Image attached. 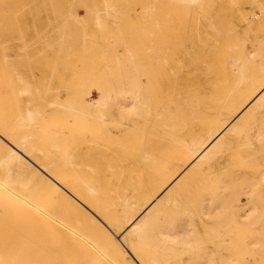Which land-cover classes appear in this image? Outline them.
<instances>
[{
    "label": "bare ground",
    "instance_id": "1",
    "mask_svg": "<svg viewBox=\"0 0 264 264\" xmlns=\"http://www.w3.org/2000/svg\"><path fill=\"white\" fill-rule=\"evenodd\" d=\"M87 1L103 6L90 11L101 35L105 17L120 21L119 0ZM149 1L162 7L165 17L147 8L144 17H153H145V34L128 41L121 33L123 49L112 50V56L106 50L104 65L112 60V67L91 81L95 98L89 91L85 95L91 86H84L82 97L71 99L66 91L60 98L69 101L58 100L52 83L61 62L48 90L43 83L51 73L31 63L27 74L26 60L9 62L11 51L19 56L13 49L28 55L44 38L37 20L36 30L29 27L30 40L24 36L33 46L24 40L15 47L11 42L12 50L0 49L6 52H0V232L7 219L13 224L11 235L4 232L5 247L0 242V264H264V0ZM113 5L116 11L110 10ZM9 17L12 21L1 18L0 26L7 30L12 24L19 33L18 16ZM57 31L61 36V28ZM81 33L75 39H85ZM87 65L82 67L88 70ZM72 82L63 88L69 90ZM60 109L65 117L51 120L48 114ZM129 142L132 166L120 155L129 148L115 150L120 159L113 155L117 163L108 164L109 152L130 147Z\"/></svg>",
    "mask_w": 264,
    "mask_h": 264
},
{
    "label": "rangeland",
    "instance_id": "2",
    "mask_svg": "<svg viewBox=\"0 0 264 264\" xmlns=\"http://www.w3.org/2000/svg\"><path fill=\"white\" fill-rule=\"evenodd\" d=\"M21 1L22 0H0V8L2 7V5H4V4H6L5 5V8H3L2 10L0 9V11H1V15L0 16H2V17H0V20H1V18L3 19V21H5V20H8V21H12L11 19L12 18H10L9 17V15L11 14V13H15V15L16 16H18L17 18L20 20L19 22H21V25L20 26H25L23 29H22V27H19V29H20V32H22V30H24V32H26L25 33V35H23L22 37H21V35H22V33L24 34V32H22V33H17V31L15 32L14 31V29L16 28V27H13L12 26V24H9V25H11L12 27H10L9 25H8V23H7V21L5 22L6 23V25H8L7 26V30H6V27L4 26V25H1L0 27H1V29L3 30V31H5L6 30V33L5 32H3V31H1V29H0V36H1V42L0 43H3V41H6V42H4L3 44H0V49L1 48H5L6 46H8L9 48L8 49H11V47H10V45H11V42L13 43V45H11V46H14V45H16V44H18V45H23V44H26V43H28V40H30L29 38H31L30 37V35H31V33H29L30 31L29 30H31V29H29V27L31 28H34L35 30L38 28H40L38 31H40V34H39V32L37 31V32H34L33 34L35 35H33V37H35L34 39L36 40L37 38H39V35L40 36H44V38H42V40H41V38H39L38 40H39V42L38 43H35L34 44V46L33 45H31L30 43H28L27 45L29 46V45H31V46H33V48H34V50L36 51V52H32L31 53V55L30 56H34V58H33V56L31 57V58H29L28 57V55H29V52H31L32 51V49H28V55H27V52H26V54H25V51H19V50H14L13 48V52L15 51L19 56L21 55V54H25L24 56H22L21 55V57H14V53H12V49L9 51V50H7L8 52H10V53H8L9 54V56H11V59H10V61H9V59H8V61L12 64V62H13V60H19L20 62L21 61H23L24 63H26V61H27V63H26V65H28V66H25V72L27 73V74H29V72H30V69H28V68H30L31 67V63H35V66L37 67L38 66V68H43V69H45V70H43V71H46V73H48V74H50L49 76H50V78H49V76L47 77V78H49V80L48 79H45L46 77H45V74L43 73V75L42 76H44L45 78H42V80H48V83L46 84V82H44L43 84H45V87H46V85H47V90H48V86H50L49 85V81L51 82V80L52 79H54V78H52V76H53V72H54V76H57L58 75V72H59V70L58 69H56V67H57V65L59 66V68H61V71L59 72L60 73V76L58 75V79H60V78H62V76L63 75H66V76H69V74H70V77H68L69 79H67V77L65 76H63L64 78H66V79H64V82H67V83H64V85H66V84H70V82H72V79H73V82H72V85L71 86H73L74 88H72L71 86H69L68 88H70L69 90L67 89V90H65L66 89V87H67V85H66V87L63 85V84H60L62 81H63V79H60V80H58L57 79V77H55L56 78V81L58 80V83L61 85H59L58 83V86H60V87H56V81H55V83H52V84H54L52 87H54V88H56L57 90H58V88H60L59 89V91H57L56 90V93L58 92V100L59 101H69V99H67L68 97H66V99H64L63 97V99H61L60 97L61 96H65V95H63L66 91H70L69 93H70V95H69V93L67 94V92L65 93L66 95H69L70 96V98L72 97L73 99H75L76 97L77 98H79V97H82L84 94H83V91H85L86 89L85 88H87V87H90V90L92 91H90L89 90V88L86 90V92H85V95H86V93L89 91V93L87 94L89 97H92V98H95L96 97V89L95 90H93V88H95L93 85H91L93 82H94V80H95V78L100 74L99 73V71L100 72H103L107 67H109V68H111L112 67V60H110L109 62H111V63H109L108 64V66H107V64H105L104 65V62L105 61H107V60H109V58H104L103 56L104 55H106L107 53H108V51L109 50H111V51H109V53H108V55L110 54V56H112V55H114L115 54V52L114 51H116L115 49H117V48H121V49H123V47L121 46V43L120 42H122L125 38H126V40H127V37H128V41L129 40H131L130 39V37L131 36H139V35H144L145 34V32H146V30H145V28H146V16L147 15H145V17H144V11L147 9V8H150L153 12H154V14H152V15H154V16H157L158 17V15H157V12L158 13H160L159 11H161V8L162 7H160L159 8V6H154V5H152V6H154V7H152L151 6V4L149 5V3H151V1H149V0H145V1H143V0H119V2L121 3V5L119 6L120 8V11L122 12L121 13V16L122 17H120L119 18V20L120 21H117V20H114V21H116V22H114V21H112L113 19H115L114 18V15H112L113 17H111V16H109V20L108 19H105V18H108V17H105L103 20L105 21H103L102 22V24L104 23V25L101 27V29H102V31L103 32H105L104 34H102L101 35V30H100V28L99 27H97L96 25V27L94 26V24H93V20H92V14H90V11L93 9V8H95V7H100V9H102L103 8V6H102V4L101 3H96V5H95V3H91V2H88L87 0H75L76 1V3H75V1L74 0H62L61 2H60V0H56V1H58V3L55 1V0H49V2L48 3H46L48 0H42L41 1V3L37 0H28V3H24L25 1L23 0L22 1V3H24L25 5H21L22 3H21ZM44 1H46L45 3H46V5H45V3H44ZM51 1V2H50ZM85 1V2H84ZM3 2V3H2ZM30 2V3H29ZM40 3L41 5H42V3L45 5H42L41 6V8L45 11H42V12H40L41 10H38V9H41V8H39V5L40 4H34V3ZM57 3V4H54L53 5V3ZM65 2V3H64ZM68 2V3H67ZM15 3H16V5H15ZM59 3H60V5H59ZM62 3V4H61ZM9 4V5H8ZM11 4H13V7H12V5ZM34 6L33 7V10L31 9L32 8V6ZM34 4V5H33ZM49 4V7L47 6ZM65 4V5H64ZM74 4H77V6L75 5V6H73L74 7V9H72L73 11L75 10V8H76V11H74V12H76V13H74L73 14V16H72V14H70V11H72L71 10V7H72V5H74ZM7 5H8V7H11V8H9V11L11 10V11H14V12H9L8 11V7H7ZM15 5V6H14ZM19 5V6H18ZM91 5H92V7H91ZM94 5V6H93ZM98 5V6H97ZM22 6H24V7H22ZM30 6H31V8H30ZM55 6V7H54ZM59 8H58V7ZM64 6V7H63ZM65 6H67V7H65ZM68 6H70V8L68 7ZM118 6V5H117ZM147 6V7H146ZM18 7H22V8H20V10H19V8ZM46 7H48V9L50 8V10H49V15H51L54 19H56V20H58L59 21V19H64V17H66L67 15V17L65 18L66 20H60L59 21V25L55 22V20L53 21V22H51L52 24H54V23H56V24H54V27H53V30H51V23L49 24V20H53V19H50V18H52L51 16L49 17V16H47L48 14H47V11H48V9H45ZM72 7V8H73ZM90 7V8H89ZM115 6L113 5V6H111L110 7V10L111 11H116V9H117V7H116V9L114 8ZM29 10H28V9ZM36 8H37V10L40 12H38L37 10H36ZM62 8V9H61ZM69 8V9H68ZM79 8H81V9H79ZM31 9V10H30ZM115 9V10H114ZM6 10V11H5ZM16 10V11H15ZM24 10V11H23ZM28 10V11H27ZM36 10V11H35ZM55 10V11H54ZM59 10H61L60 12H59ZM64 10V11H63ZM4 13H3V12ZM22 11H23V13H22ZM28 12L27 14L28 15H25L26 13L25 12ZM36 13H35V12ZM50 11H51V13H50ZM118 11V10H117ZM163 11V10H162ZM7 12V13H6ZM31 12H34L35 13V15H34V13L31 15ZM54 12H58V14L57 13H54ZM62 12V13H61ZM64 12H65V14H64ZM155 12H156V14H155ZM3 13V14H2ZM10 13V14H9ZM38 13V14H37ZM59 13H60V15H59ZM72 13V12H71ZM6 15V17H5V15ZM7 14H9V15H7ZM25 15V16H30V17H28V18H26V19H23V18H25V16L24 17H19L20 15ZM40 14V15H39ZM42 14H43V16H44V18H46V19H43V21L44 20H46V21H42V18L40 17V16H42ZM53 14V15H52ZM162 13H160V15L159 16H161L160 17V19H162V18H164L165 17V15L164 14H162ZM21 15V16H22ZM39 15V16H38ZM55 15V16H54ZM91 15V16H90ZM152 15H150L151 17H153ZM38 16V18H41V19H37L36 17ZM58 16H60L59 18H58ZM108 16V15H107ZM150 16L148 17L147 16V18L148 19H150ZM164 16V17H163ZM32 17H35L36 19H35V21H34V18L32 19ZM49 17V18H48ZM56 17V18H55ZM78 17V18H77ZM112 19H111V18ZM156 17V18H157ZM122 18V19H121ZM22 19H23V21L25 20L26 21V23L28 22L29 23V20L31 19V21H30V23H29V26H27L28 25V23L26 24L25 23V21L24 22H22ZM152 19H155V18H152ZM159 19V18H158ZM36 20L38 21V23L36 24V25H41V27H39V26H37V28H35L36 26H34L35 25V23H36ZM42 22V23H44V25L43 24H40V21ZM69 20V22L68 23H70L71 21L72 22H74V23H70V24H67V21ZM107 20V21H106ZM111 20V21H110ZM2 21V20H1ZM61 21H62V24H61ZM84 21V22H83ZM31 22H32V25H31ZM47 24H49V25H47ZM4 23V24H5ZM22 23H24V25H22ZM26 24V25H25ZM84 25V26H83ZM88 25V26H87ZM27 26V27H26ZM43 26H44V28H43ZM56 26V27H55ZM65 26H66V28H65ZM68 26H69V28L70 27H72V29L74 30V31H72V33H70L71 32V30H68L69 28H68ZM85 26L87 27L85 30L87 31V30H91L90 32L92 33V35L89 37V32H86V31H84L83 29L85 28ZM92 26V27H91ZM3 27H4V29H3ZM105 27H106V29H105ZM28 28V29H27ZM59 28H61V36H60V33L57 31V30H59ZM78 28H80V30L78 29ZM91 28V29H90ZM120 28V30H118ZM48 29H50V31L48 30ZM82 29V30H81ZM10 31V32H7V31ZM14 31V33L13 32H11V31ZM34 30V31H35ZM42 30V31H41ZM67 30H68V32H67ZM80 31V32H82L81 34L82 35H84V34H87V35H84L85 36V39L83 38V36L81 37L82 39L80 40V39H75V38H77V37H79L80 38V36H79V34H80V32L79 33H76L77 31ZM47 31V32H46ZM76 31V32H75ZM120 31V32H119ZM85 32V33H84ZM132 33L133 35H127L128 33ZM7 33H9L8 34V36L9 37H6V35H7ZM13 33V34H12ZM43 33V34H42ZM100 33V34H99ZM121 33H123V34H125L124 35V39H121ZM129 33V34H130ZM14 35V36H11V35ZM15 34H18V35H20L19 37H20V39H19V37H18V35L16 36ZM26 34H29V37H28V35H26ZM39 34V35H38ZM42 34V35H41ZM66 34V35H65ZM69 34H70V36H69ZM78 34V35H77ZM71 35H72V37H71ZM10 36H11V38H10ZM24 36H26V38H28V40H27V42L25 43L24 42V40H25V37ZM56 38H55V37ZM60 36V37H59ZM77 36V37H76ZM87 36V37H86ZM15 39H14V38ZM18 37V39L16 40V38ZM24 37V38H23ZM47 37H48V39H49V41H47ZM54 39H53V38ZM65 37H66V39H65ZM123 37V36H122ZM5 38H7V39H9V41L8 40H5ZM58 38V39H57ZM118 38H119V40H118ZM10 39H13V40H11L10 41ZM43 39H45V40H43ZM57 41H56V40ZM64 39V40H63ZM25 40V41H26ZM40 40H41V42H40ZM54 40V41H53ZM78 42H77V41ZM79 40H80V42H79ZM17 41H18V43H17ZM21 41V42H20ZM50 41L52 42V43H50ZM67 42V43H63V42ZM77 43H76V42ZM82 41V42H81ZM16 42V43H15ZM34 42H37V40L36 41H34ZM47 42H49V44L47 43ZM71 42H72V44H71ZM116 42H117V44L118 43H120V46H119V44L117 45L116 44ZM132 42V41H131ZM131 42L130 43H126V44H131ZM42 43H45V44H42ZM56 43H59V44H56ZM81 43V44H80ZM123 43H124V41H123ZM39 44H41V45H43L44 47H45V49L44 48H42L43 46H41V45H39ZM65 44H67L66 46H65ZM68 44H69V46H68ZM76 45L77 46V44L79 45V47L78 48H80V49H78L77 47V49L75 50H72L71 51V49H73V45ZM46 45V46H45ZM70 45H72V46H70ZM5 46V47H4ZM37 46H39V47H41V48H38ZM62 46L64 47V49H65V51H62L63 53L65 52V55L63 54L62 55V52H60L62 49ZM68 46V47H67ZM106 46H109V47H107L106 48ZM15 47V46H14ZM38 49H41L40 51L42 52H37V48ZM57 47H58V50H56L57 49ZM86 48V50H85V52H83L84 50H83V48ZM116 47V48H115ZM125 47H127V45L125 46ZM36 48V49H35ZM53 48L55 49V50H53ZM84 48V49H85ZM61 49V50H60ZM105 49V51H103ZM118 49V50H119ZM33 50V51H34ZM44 50V51H43ZM51 50H52V52H51ZM106 50H108V51H106ZM112 50H114L113 52H112ZM18 51V52H17ZM57 51V53H55ZM69 51V53L68 54H70V51H71V57H72V59H71V57H69V55L67 54V52ZM1 52V54H5L6 52L3 50H1L0 51ZM2 52H5V53H2ZM22 52V53H21ZM46 52V53H45ZM73 52H75L76 53V55H72V53ZM77 52H81L82 54H84V56L83 55H81V53H79L78 55H77ZM102 52H103V55H102ZM107 52V53H106ZM12 53V54H11ZM21 53V54H20ZM40 53V54H39ZM53 53H55V54H53ZM59 53H60V55H59ZM75 53H73V54H75ZM113 53V54H112ZM0 54V55H1ZM48 54V55H47ZM52 54V56H54L55 58H59L60 56H61V61H60V58L58 59L57 58V60L56 59H54V57L52 58L51 56H49V55H51ZM58 54V55H57ZM67 54V55H66ZM112 54V55H111ZM108 55H106V56H108ZM40 56V57H39ZM57 56V57H56ZM74 56H76V57H74ZM102 56V57H101ZM43 59H42V58ZM81 57H82V59H81ZM38 58V60H36ZM39 58H40V61H39ZM45 58H47V59H45ZM101 58H103V59H101ZM20 59H22V60H20ZM26 60V61H24V60ZM28 59V60H27ZM49 59H52V61L50 60L49 61ZM53 59L55 60L54 61V64H53ZM79 59L80 60H82L83 61V64H82V61H79ZM107 59V60H106ZM112 59V58H111ZM0 60H2L1 59V57H0ZM33 60H36V61H33ZM48 61V62H46L45 63V61ZM100 60H102V61H100ZM105 60V61H104ZM8 61H6V60H4L3 59V64L6 66V65H9L8 67H5L4 65L2 66V68H3V70L5 69V68H10V70L12 69V67H13V65L11 66V64L8 62ZM31 61V62H30ZM37 61H38V63H37ZM72 61V62H71ZM89 61V62H88ZM96 62L95 63V66H91L92 64H94L93 62ZM43 62H44V65L43 66H46L45 68L44 67H40V66H42V64H43ZM50 62V63H49ZM56 62L58 63V62H61V64L60 63H58L57 65H56ZM29 63V64H28ZM41 63V64H40ZM48 63V64H47ZM52 63V64H51ZM71 63V64H70ZM77 63V64H76ZM87 63H89V65H87ZM31 64V65H30ZM37 64V65H36ZM40 64V65H39ZM72 64H74L73 66H72ZM99 64H100V66H99ZM53 66V68H52V66ZM56 65V66H55ZM75 65H77L76 67H75ZM79 65H80V67H79ZM82 65H87V69L88 70H85L86 69V66L84 67H82ZM98 65V66H97ZM102 65V66H101ZM104 65V66H103ZM48 66H49V68H52V69H49L48 68ZM71 66V67H70ZM5 67V68H4ZM73 67H75V68H73ZM82 67V68H81ZM91 67L93 68V70L91 69ZM58 68V67H57ZM73 68V69H72ZM79 68H80V70L81 71H84L85 72V74L86 75H84L83 73H81V75L83 74V76H87V77H81V75L79 76V75H77V74H79L80 73V70H79ZM105 68V69H104ZM27 69V70H26ZM49 69V71L47 72V70ZM70 69H72V71H70ZM75 69H78L79 71L77 72V70H75ZM56 70H57V72H56ZM63 70H65V72H64V74H61L62 73V71ZM69 70V71H68ZM95 70V71H94ZM98 70V71H97ZM67 71V72H66ZM75 71V72H74ZM93 71V72H92ZM71 72V73H70ZM73 72V73H72ZM90 72V73H89ZM57 73V74H56ZM65 73H69V74H65ZM92 73H94V74H92ZM97 73H99V74H97ZM48 74H46V75H48ZM62 75V76H61ZM78 76V77H76V76ZM72 76V77H71ZM73 76H75L74 78H73ZM79 77H81L80 79H82V78H84V79H82V81L79 79ZM71 78V79H70ZM75 79V80H74ZM87 79V81H89L88 83H87V81H85ZM94 79V80H93ZM66 80H68V81H66ZM71 80V81H70ZM77 80V81H76ZM79 80V81H78ZM93 80V82H91ZM53 81V80H52ZM76 83H75V82ZM84 81V83L83 84H81L82 82ZM54 82V81H53ZM50 83V84H51ZM63 83V82H62ZM51 84V85H52ZM77 84V85H76ZM78 84H80V86L81 87H79L78 86ZM90 84V85H89ZM89 85V86H88ZM79 87V88H77L76 89V87ZM84 86H86L85 88H84ZM42 87H44V86H42ZM63 87H65V89L63 88ZM93 87V88H92ZM51 88V87H50ZM61 88H63V89H61ZM85 89V90H83V89ZM74 89V91H72V90ZM81 89H82V95H81V92L79 93V90L81 91ZM50 90V89H49ZM63 90V91H62ZM76 90V91H75ZM62 91V92H61ZM52 92V91H51ZM61 92V94H59ZM71 93L73 94V95H71ZM74 94H77L76 96L74 95ZM80 94V95H79ZM86 95V96H87ZM21 97V96H20ZM88 97V98H89ZM71 98V99H72ZM55 111V110H54ZM61 111V112H60ZM57 112H59L58 114H57V116H61V117H57V116H53V115H56V113ZM53 113V112H52ZM56 113H54V114H48V115H51V117L50 116H48V117H50L51 118V120H62V118H64L65 117V112L63 111V109L61 110H56ZM57 117V118H56ZM61 118V119H60ZM142 136H143V133H142ZM142 136H140V139H141V137ZM135 138V139H134ZM132 139H134V141H137V140H139V137L137 136H133V138ZM130 144V145H129ZM129 144H128V146H130V147H125V146H119L118 148H116V149H112V148H110V150L112 149V150H114L113 152H112V150H111V152L113 153H111V152H109L110 150H109V148H107V152H109V154H108V156L110 155L111 157L109 158V162H108V164H112V165H114V163H112V162H116L117 163V161H116V158H117V160H118V157H119V159H120V156H119V154L117 155L116 154V152H115V150L116 151H118L117 153H119V152H123V149L126 151V149H128L129 148V150L131 151L130 153H131V155H130V153H128V151H126L127 153H124V154H126L125 156H124V154L123 153H120V155H122L123 157H121L122 159L124 158L125 159V157L127 156V158H126V160H125V162H127L128 161V158L130 159L131 158V161H132V156H133V153H134V145H131V143L129 142ZM133 146V150L131 149V147ZM118 149H122L121 151H119ZM124 151V152H125ZM115 152V153H114ZM133 152V153H132ZM112 155H111V154ZM127 154H129V155H127ZM113 155H115V157L113 156ZM117 155V156H116ZM114 157V158H113ZM113 159V160H112ZM114 159H115V161H114ZM119 161H121V162H119L118 164L119 165H121L122 164V161H123V164L122 165H126V167H128V165L124 162V160H119ZM130 161V160H129ZM127 162V163H130V165L129 166H132L131 164H132V162ZM121 163V164H120ZM107 164V163H106ZM107 164V165H108ZM121 165V166H122ZM134 165V164H133ZM25 197V195H22V197ZM28 195H26V197H27ZM2 216V215H1ZM3 216H5V215H3ZM5 217H8V216H5ZM1 223L3 224V220H1ZM0 223V224H1ZM12 221L10 220V219H7V221L6 222H4V227L6 228L5 229V231H1L2 233H6V231H8L7 232V234L9 233H11L12 232ZM10 229V231L8 230V229ZM0 232V233H1ZM1 233V234H2ZM0 234V236H2V237H0L1 238V240H0V242L1 241H3L4 242V247H5V245H6V243H8L7 242V238H6V234ZM11 235V234H10ZM3 239V240H2ZM2 253H9L10 252V250L9 249H4V250H2L1 251ZM29 262L30 261H27V264H29ZM263 262H264V260H263Z\"/></svg>",
    "mask_w": 264,
    "mask_h": 264
}]
</instances>
